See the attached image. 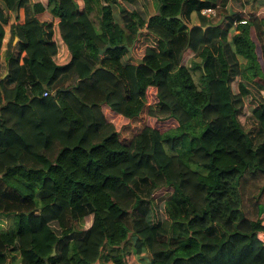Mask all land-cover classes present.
<instances>
[{
  "label": "trees",
  "instance_id": "16d2710c",
  "mask_svg": "<svg viewBox=\"0 0 264 264\" xmlns=\"http://www.w3.org/2000/svg\"><path fill=\"white\" fill-rule=\"evenodd\" d=\"M29 1L0 0V52L8 13ZM136 1L39 0L12 26L0 264H264V202L250 212L243 196L246 176L264 175V103H245L249 83L264 89V18L244 19L237 0H155L145 18L123 5ZM142 36V58L125 60ZM105 107L148 118L127 139ZM156 194L168 196L155 221Z\"/></svg>",
  "mask_w": 264,
  "mask_h": 264
},
{
  "label": "rangeland",
  "instance_id": "374dc122",
  "mask_svg": "<svg viewBox=\"0 0 264 264\" xmlns=\"http://www.w3.org/2000/svg\"><path fill=\"white\" fill-rule=\"evenodd\" d=\"M240 0H237L235 3V11L237 14L240 15L239 11L242 10V6H240ZM233 3L234 1L229 4V6L234 9L233 7ZM126 5L129 9H135L137 11H140L142 13V15L145 18H149L152 14H154L157 10V4L155 2V0H137L135 3L133 4H123ZM204 9H207L204 8ZM261 11V10H260ZM264 12V11H261ZM254 14V13H253ZM251 16V14H245L242 13V17L244 18L245 16ZM264 15V14H262ZM246 19V18H244ZM144 33H146V31H143ZM149 38H146L145 36H142L139 38V40L137 41L134 49H132L133 54H127L125 57V60L127 61H131V62H136L137 60H139V58H142L143 54H144V49L146 44H149ZM9 43H7V41L5 42V45H3V49L0 52V75L3 76L7 71V64H6V55H7V49H8ZM19 46L18 45H14L13 48V53L15 54L18 51ZM241 61H243V59L241 58ZM216 62V61H215ZM216 64V63H215ZM217 66V64H216ZM249 89L251 91V93L245 98V103L246 105H248L250 107V109L252 110L254 107H257L261 104L264 103V89L262 87H260V85L255 84V86L252 83H249ZM262 90H261V89ZM108 107H105L104 111H107L106 117L107 119L113 123L116 128L118 130H122L125 127H127V123H129L131 126V128H129L127 131H122V136L126 137L127 139L130 138V136L136 132L139 128L142 127V125L144 124V122L146 121V118H148V115H143L141 118H139L138 121L136 122H131L129 120H125L122 119L121 117L118 116V118H116V114H114L113 112H110L108 110ZM118 119V120H117ZM245 130L246 131H250L252 129H255L257 126V122L255 121L253 116H248L245 122ZM138 132V131H137ZM137 189L139 192H141L143 195L145 196H150L151 195V191H152V184L150 183V181H145V180H137L136 183ZM168 196V194H156L154 195V202H155V206H156V212H155V221L157 219H165L166 216L163 213V200ZM243 196H244V201H245V207L248 211H253L254 209V203H256L257 201L260 202H264V175L263 174H259L258 176H252L250 174H248L245 178V180L243 181ZM160 215V216H159ZM92 218V216L86 218V224L85 227H87V225L89 224V220ZM2 228H8V221L4 219L3 223H2ZM130 264H136L137 260L135 259V255L133 256V254L130 255V260H129Z\"/></svg>",
  "mask_w": 264,
  "mask_h": 264
},
{
  "label": "crops",
  "instance_id": "0c3cea01",
  "mask_svg": "<svg viewBox=\"0 0 264 264\" xmlns=\"http://www.w3.org/2000/svg\"><path fill=\"white\" fill-rule=\"evenodd\" d=\"M39 0H30L29 1V6L27 7V9L24 8V12L22 11L21 12V18L19 19L18 16H17V13L16 12H9L8 13V16H9V22L7 24L4 25V28H5V31H6V34H5V39H4V45H5V42L7 41V43H9L12 39V26L14 24H16L17 22H23L25 21L26 18H29L31 17V10H30V6L33 4V3H36L38 2ZM234 0H231L229 2V4H231ZM240 4L242 5V12L245 13V14H251V16L253 15L254 13V16H258V17H263L264 18V12H261V11H264V0H240ZM230 6H228L229 8ZM261 10V11H260ZM244 18L248 19L249 16H245ZM18 43V38L15 37L14 40H13V45H17ZM6 72V71H5ZM7 73H5L3 75V77L6 75ZM89 224L87 225V227H89L92 223V219H90L89 221ZM134 256V254H133ZM147 257V258H146ZM144 259V260H141V259ZM142 258L138 257V256H135V259L137 260V263L136 264H146V263H149V258H148V255L147 254H143L142 255Z\"/></svg>",
  "mask_w": 264,
  "mask_h": 264
},
{
  "label": "built area",
  "instance_id": "2783aa9c",
  "mask_svg": "<svg viewBox=\"0 0 264 264\" xmlns=\"http://www.w3.org/2000/svg\"><path fill=\"white\" fill-rule=\"evenodd\" d=\"M203 15H207L208 17H214L217 15V7H207V9L202 10ZM246 22V21H242ZM44 95H48V92H44Z\"/></svg>",
  "mask_w": 264,
  "mask_h": 264
},
{
  "label": "water",
  "instance_id": "95a60500",
  "mask_svg": "<svg viewBox=\"0 0 264 264\" xmlns=\"http://www.w3.org/2000/svg\"><path fill=\"white\" fill-rule=\"evenodd\" d=\"M178 18H181V15H179ZM110 47H111V43H108L107 46L104 49H102L100 52L104 53ZM130 49L132 50V47H130ZM55 254H56V248H54V251H53V255Z\"/></svg>",
  "mask_w": 264,
  "mask_h": 264
}]
</instances>
